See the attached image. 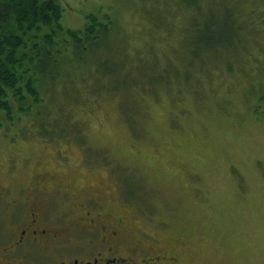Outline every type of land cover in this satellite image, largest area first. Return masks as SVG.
<instances>
[{
  "label": "rangeland",
  "instance_id": "rangeland-1",
  "mask_svg": "<svg viewBox=\"0 0 264 264\" xmlns=\"http://www.w3.org/2000/svg\"><path fill=\"white\" fill-rule=\"evenodd\" d=\"M59 2L71 30H82L87 14L109 15L110 48L64 63L66 75L41 82L42 101L28 111L9 93L11 119L0 110V185L11 194L36 187L49 199L47 215L64 222L90 199L125 221L131 239L150 233L182 264H264V31L239 60L195 67L183 4ZM242 8L246 21L264 22L263 0ZM57 41L72 58L69 37ZM96 56L119 63L134 83L108 88ZM168 63L176 79L148 84L144 73ZM3 216L6 225L9 208Z\"/></svg>",
  "mask_w": 264,
  "mask_h": 264
},
{
  "label": "trees",
  "instance_id": "trees-1",
  "mask_svg": "<svg viewBox=\"0 0 264 264\" xmlns=\"http://www.w3.org/2000/svg\"><path fill=\"white\" fill-rule=\"evenodd\" d=\"M174 1L178 6L183 4L190 13L185 50L195 67L204 66L207 59L239 60L240 54L254 45L264 31V22L256 25L253 20L246 21L243 17L241 6L247 0ZM62 10L59 0H0V110L8 119L12 113L9 93L20 112L28 111L32 104L42 101L41 82L53 85L66 75L64 63L82 62L98 48L109 51L113 27L109 15L98 20L95 15L87 14L83 29L71 30L61 25ZM42 28L47 30L41 33ZM60 33L70 39L72 58L66 59L57 47ZM99 58L96 56L94 60L98 62L96 70L109 79L108 88L124 89L134 83L135 79L129 78L127 70L120 72L119 63L117 66L115 62L104 61L105 57ZM166 66L158 73H144L147 83L169 84L175 80L172 77L179 73L173 69L174 65ZM258 98L264 101V95Z\"/></svg>",
  "mask_w": 264,
  "mask_h": 264
},
{
  "label": "flooded vegetation",
  "instance_id": "flooded-vegetation-1",
  "mask_svg": "<svg viewBox=\"0 0 264 264\" xmlns=\"http://www.w3.org/2000/svg\"><path fill=\"white\" fill-rule=\"evenodd\" d=\"M43 193L19 187L11 194L0 185V264H182L177 252L160 249L150 233L131 239L125 221L90 199L77 202V212L65 222L49 217Z\"/></svg>",
  "mask_w": 264,
  "mask_h": 264
}]
</instances>
